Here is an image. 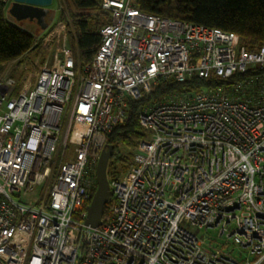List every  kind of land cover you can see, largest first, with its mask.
<instances>
[{"label":"built area","instance_id":"obj_1","mask_svg":"<svg viewBox=\"0 0 264 264\" xmlns=\"http://www.w3.org/2000/svg\"><path fill=\"white\" fill-rule=\"evenodd\" d=\"M136 1L101 0L109 21L82 70L64 34L32 86L0 78V264H264V45L248 51L235 33L146 14ZM2 3L7 13L11 0ZM247 71L143 106L146 139L108 181L100 226L85 225L128 100L166 80Z\"/></svg>","mask_w":264,"mask_h":264},{"label":"trees","instance_id":"obj_2","mask_svg":"<svg viewBox=\"0 0 264 264\" xmlns=\"http://www.w3.org/2000/svg\"><path fill=\"white\" fill-rule=\"evenodd\" d=\"M100 4L101 0H65L66 14H62L60 20L66 26L75 70H82L90 64L101 46L100 31L108 23L109 16L101 10ZM135 6L146 14L235 33L248 51L264 45V0H137ZM13 21L12 23L7 19L0 0V68L21 58L37 45L36 34L22 29L15 20ZM252 74L247 71L228 80L217 77H193L183 83L166 80L141 99L128 100L125 121L107 135V145L113 148L107 166L108 181L119 179L129 170L134 151L138 144L146 139L138 121V114L143 106L161 101L177 92H193L202 88L230 85ZM96 188L95 183L92 194ZM110 202L105 208V216L109 212Z\"/></svg>","mask_w":264,"mask_h":264},{"label":"rangeland","instance_id":"obj_3","mask_svg":"<svg viewBox=\"0 0 264 264\" xmlns=\"http://www.w3.org/2000/svg\"><path fill=\"white\" fill-rule=\"evenodd\" d=\"M62 14H66L65 0H53L49 7V14L45 19L46 27L44 29H40L35 22H33L35 24H32V28L34 29L33 33L36 34L38 40L36 47L27 52L21 58L3 65L0 68V78H13L17 83V89L23 88L26 82L29 86H32L39 68L44 64H49L54 58V55L58 54L57 50H60L61 48L62 37L64 34L67 35L66 26L60 20V16ZM11 22H13V20H11ZM23 23L29 24V22L25 21L16 24L23 26ZM70 50L72 52L71 48ZM68 108L69 107L67 106L64 111V120L66 119ZM121 178L122 175L119 179ZM209 234L216 237L217 231H209Z\"/></svg>","mask_w":264,"mask_h":264},{"label":"water","instance_id":"obj_4","mask_svg":"<svg viewBox=\"0 0 264 264\" xmlns=\"http://www.w3.org/2000/svg\"><path fill=\"white\" fill-rule=\"evenodd\" d=\"M53 0H11L8 14L17 23L35 22L41 29L46 27L45 19L49 14V7ZM113 153L112 146L107 145L102 151L95 170L97 188L93 194L90 205L87 207L85 225L98 227L105 214V208L111 198L107 179V166Z\"/></svg>","mask_w":264,"mask_h":264},{"label":"crops","instance_id":"obj_5","mask_svg":"<svg viewBox=\"0 0 264 264\" xmlns=\"http://www.w3.org/2000/svg\"><path fill=\"white\" fill-rule=\"evenodd\" d=\"M5 15H6V17H7V19L9 20V21H11V20H13L12 19V17H9L8 16V13H5ZM25 22H28V21H25ZM13 23V22H12ZM33 23L32 22H29V24H26V23H23V26L22 25H19L22 29H25V30H27V31H29V32H33L34 31V29L32 28V25Z\"/></svg>","mask_w":264,"mask_h":264},{"label":"clouds","instance_id":"obj_6","mask_svg":"<svg viewBox=\"0 0 264 264\" xmlns=\"http://www.w3.org/2000/svg\"><path fill=\"white\" fill-rule=\"evenodd\" d=\"M8 13V12H7ZM10 16V15H9ZM13 19V18H12ZM14 20V19H13ZM14 22V21H13ZM17 23V22H16Z\"/></svg>","mask_w":264,"mask_h":264},{"label":"flooded vegetation","instance_id":"obj_7","mask_svg":"<svg viewBox=\"0 0 264 264\" xmlns=\"http://www.w3.org/2000/svg\"><path fill=\"white\" fill-rule=\"evenodd\" d=\"M33 23V22H32ZM33 24H35V23H33ZM40 28V27H39ZM41 29V28H40Z\"/></svg>","mask_w":264,"mask_h":264}]
</instances>
